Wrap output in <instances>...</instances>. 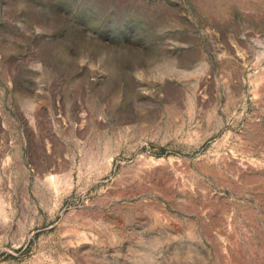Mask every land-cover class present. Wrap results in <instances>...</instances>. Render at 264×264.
I'll return each mask as SVG.
<instances>
[{
  "label": "rangeland",
  "instance_id": "374dc122",
  "mask_svg": "<svg viewBox=\"0 0 264 264\" xmlns=\"http://www.w3.org/2000/svg\"><path fill=\"white\" fill-rule=\"evenodd\" d=\"M0 264H264V0H0Z\"/></svg>",
  "mask_w": 264,
  "mask_h": 264
}]
</instances>
